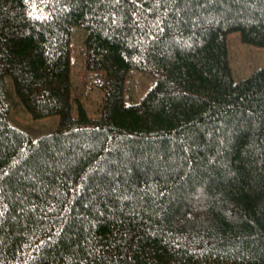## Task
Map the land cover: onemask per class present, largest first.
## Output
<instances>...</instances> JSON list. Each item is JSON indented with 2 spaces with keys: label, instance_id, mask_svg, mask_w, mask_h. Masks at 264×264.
<instances>
[{
  "label": "trees",
  "instance_id": "16d2710c",
  "mask_svg": "<svg viewBox=\"0 0 264 264\" xmlns=\"http://www.w3.org/2000/svg\"><path fill=\"white\" fill-rule=\"evenodd\" d=\"M232 34L264 48V0H0V264H264V68L234 79ZM11 96L56 131L11 126Z\"/></svg>",
  "mask_w": 264,
  "mask_h": 264
},
{
  "label": "rangeland",
  "instance_id": "374dc122",
  "mask_svg": "<svg viewBox=\"0 0 264 264\" xmlns=\"http://www.w3.org/2000/svg\"><path fill=\"white\" fill-rule=\"evenodd\" d=\"M83 32L75 29L71 35L70 60L74 102H78L91 119H98L102 102V92L98 84L102 75L84 70L82 60ZM229 63L236 81L243 80L255 71L264 68V48H256L241 43L237 34L228 37ZM152 76L131 70L126 80L125 100L135 104L154 86ZM76 116V106H73ZM9 123L14 128L26 133L32 140L56 131V116L41 120L32 119L19 105L14 96L10 99Z\"/></svg>",
  "mask_w": 264,
  "mask_h": 264
}]
</instances>
